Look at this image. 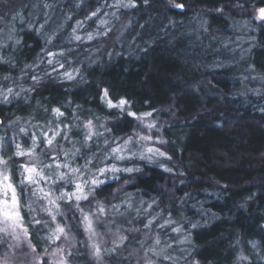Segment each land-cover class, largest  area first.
<instances>
[{"label": "trees", "instance_id": "trees-1", "mask_svg": "<svg viewBox=\"0 0 264 264\" xmlns=\"http://www.w3.org/2000/svg\"><path fill=\"white\" fill-rule=\"evenodd\" d=\"M131 2L0 0V29L23 20L0 49V173L15 187L38 264H60L46 254L73 234L66 264H138L113 243L99 246V259L79 247L85 216L98 232L145 229L143 250L166 264H264V21L249 12L264 0ZM105 89L127 104L109 108ZM93 116L104 138L79 137ZM145 124L165 156L143 155L135 136ZM26 166L43 179L29 183ZM76 184L86 200L58 199ZM57 225L65 233L54 240ZM9 235L0 232V254Z\"/></svg>", "mask_w": 264, "mask_h": 264}, {"label": "rangeland", "instance_id": "rangeland-1", "mask_svg": "<svg viewBox=\"0 0 264 264\" xmlns=\"http://www.w3.org/2000/svg\"><path fill=\"white\" fill-rule=\"evenodd\" d=\"M176 5H173V6H175L174 7L175 9L176 8L178 9ZM257 9L259 8L249 10L252 17L254 18L256 17ZM22 23H23V20L20 18H11L10 21H8L7 23H4V28L7 27L8 29L4 32H3L4 28L0 29V49H2L3 47H6L8 44H10V42H13L15 40V35L13 33L14 29L17 27H20ZM120 31H121V28H118L117 31L113 33L110 39L116 38L117 33H120ZM88 121L91 122L90 127H87V125H89ZM148 125L149 124L142 125L141 128L145 132H140L139 134L135 136L136 137L135 139H137L138 141V145L143 146L145 149L144 150L145 152L143 153V155L145 153L146 154L151 153L148 151V149L155 148L153 144L157 145L156 140H158L157 138L153 137V134L151 133V129L154 128L155 126L149 128ZM68 135H69V132L65 134L64 139H66ZM77 135L81 138H85L88 140H90L91 137L93 136H95V138L103 139L105 136V124L100 118L93 116V118H90V120H87V123H85V125L80 128L79 132H77ZM144 138H147V139H144ZM123 150L120 153H118L119 155L115 156V157H118L116 158V160L124 158ZM128 156H131V155H128ZM2 180H3V177L0 176V181ZM126 184H127L126 182H123V186ZM4 185H5L4 181L0 183V201H7L9 204H11L12 192L7 191ZM13 188L15 189L14 186ZM16 197H17V202H18L17 211L20 214L21 204H20V200H19L17 193H16ZM93 219L94 218L90 220L92 222V226L96 234L95 236L92 237V239H90L89 238L90 234L87 233L84 239L81 241V245L79 247L87 248L90 250V252H93V249L91 247L93 243L97 244L98 246H102V247H106L109 244L113 243V245L118 247L119 252L121 253L128 252L129 254H131L133 259L138 264H166L164 262L153 259L150 256L151 255L150 253H147L145 250H143L144 242L141 241V237L142 238L150 237L149 232H147L145 229H142L139 231V229L136 226H131V228H128V227L125 228L120 225L116 229V231L113 232V229H111V227L108 225L102 232L101 231L98 232L97 229L95 228V223L93 222L94 221ZM20 224L22 225L21 218H20ZM0 226L4 227V224L1 223ZM23 229H27L26 236L23 233ZM8 231L10 232L9 241H8L6 250L0 254V264H38L41 256L36 251H33L34 248L27 241L28 240L27 238H29L28 228H24L22 226V227L16 228L15 232H13L11 228H9ZM108 231L110 235H107ZM17 236L19 237V239H17ZM66 237H67L66 239H63L61 245L52 249L50 253L46 254V256L52 257L59 261H61L62 258L64 259V253L68 249L75 248L78 245L75 234L71 236H66ZM120 237H124V239L120 240ZM153 243L160 245V243H157L156 239H153ZM29 245H31V247H29ZM248 246H249L250 255L254 259L255 263H259L261 260V252H260L258 243L255 241H250L248 243ZM61 249L62 251H59ZM164 257L166 259L170 258L166 256Z\"/></svg>", "mask_w": 264, "mask_h": 264}, {"label": "snow or ice", "instance_id": "snow-or-ice-1", "mask_svg": "<svg viewBox=\"0 0 264 264\" xmlns=\"http://www.w3.org/2000/svg\"><path fill=\"white\" fill-rule=\"evenodd\" d=\"M125 6H130V7H134L135 4H133L131 2V0H129V3ZM176 7H181V5H176ZM93 15H95V13H93ZM256 19L258 20H261V21H264V7H261L259 9H257V14H256ZM77 40L80 39L79 36H76L75 37ZM88 39H92L91 36L88 37ZM17 43H19V41L17 40ZM68 76L69 79H72L73 77L71 76V74H66ZM8 93L11 94L12 93V89H8ZM108 96H109V93L107 91V89L104 90V99H105V102L107 104V106L109 108H113V107H123L127 104V101L124 100V99H121L119 101V104H113V102L108 99ZM53 111L58 115V116H62L63 113L60 112V110L57 108V109H53ZM128 115L129 116H135L136 114L129 111L128 112ZM146 116L147 115H151V113H146L145 114ZM91 126V122H89V125H87V127H90ZM149 128L151 127H154V125L152 124H149L148 125ZM21 131H23V129H21ZM58 135V133H57ZM53 138H46V143L48 145H51L53 143ZM144 139H147V138H144ZM35 143V142H34ZM161 143H163V141H161ZM17 148L19 149L20 146L17 145ZM114 151H117L116 149H114ZM149 152H157L160 156H165L166 154L162 151H160L159 149H153V148H149L148 149ZM17 155H29V156H32L33 155V152L32 150H29L27 152H24V151H18L17 152ZM170 158V157H169ZM7 162L5 160H3L2 158H0V164H6ZM67 165H65L66 167ZM57 167H60V165H57ZM24 171L28 174L26 179L29 183L31 182H34V179L36 176H40L41 179H43V175L39 172H37L36 168L35 167H25L24 168ZM73 172L75 171H78L77 169H73L72 170ZM101 174H103L104 170L101 169ZM112 171H116L115 168L112 169ZM0 176L3 177V180L0 181V183H2L3 181H6L8 180V177L6 175H3L2 173H0ZM61 179H64L63 176L60 177ZM92 184H97L98 181L96 179H93L91 181ZM5 189L7 191H11L12 192V198H11V204H9L7 201H0V223L4 224V227L0 228V232H3V231H7L9 228L12 229L13 232H15V229L18 228V227H22V225L20 224V214L19 212L17 211V208H18V202H17V197H16V193H15V189L13 188L12 184L11 183H7L4 185ZM41 191H43V189H41ZM45 197H47L49 194L48 193H44ZM65 197H75V199L77 201H80L82 199H87L88 196L87 194L84 192L83 190V186L81 184H76V191L73 192V193H62L61 194V197H59L58 199H62V198H65ZM50 203H52L55 207H59L58 204H56V201L54 200H50L49 201ZM101 212H103V208L100 209ZM50 215L52 214L51 212L49 213ZM85 219V230L90 234L89 235V238L92 239L93 236H95V231L93 229V226H92V222L91 220L89 219L88 216H85L84 217ZM53 220H55V216L53 215ZM193 227H195V225H193ZM178 231V229H177ZM23 233L24 235L26 236L27 235V229H23ZM65 233V229L63 227H61L60 225H57L56 229L54 230V233L52 235V239L56 240V239H60V236L61 235H64ZM67 237L65 236V239ZM17 239H19V237L17 236ZM124 237H120V240H123ZM157 243H159V241L157 240ZM29 247H31V245H29ZM92 249H93V255L99 259L100 258V254H101V250L99 248V246L95 243H93L91 245ZM33 251H35L33 249ZM59 251H62L59 250ZM60 264H66V261L62 258L61 261H60Z\"/></svg>", "mask_w": 264, "mask_h": 264}, {"label": "water", "instance_id": "water-1", "mask_svg": "<svg viewBox=\"0 0 264 264\" xmlns=\"http://www.w3.org/2000/svg\"><path fill=\"white\" fill-rule=\"evenodd\" d=\"M178 9H179L180 11H182V6H181V7H178Z\"/></svg>", "mask_w": 264, "mask_h": 264}]
</instances>
